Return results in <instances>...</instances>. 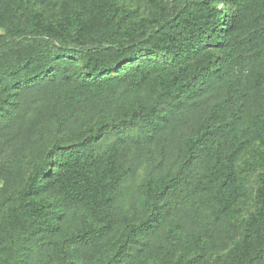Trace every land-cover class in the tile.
Instances as JSON below:
<instances>
[{
	"label": "trees",
	"instance_id": "obj_1",
	"mask_svg": "<svg viewBox=\"0 0 264 264\" xmlns=\"http://www.w3.org/2000/svg\"><path fill=\"white\" fill-rule=\"evenodd\" d=\"M147 6L0 0V264H264V0Z\"/></svg>",
	"mask_w": 264,
	"mask_h": 264
},
{
	"label": "rangeland",
	"instance_id": "obj_2",
	"mask_svg": "<svg viewBox=\"0 0 264 264\" xmlns=\"http://www.w3.org/2000/svg\"><path fill=\"white\" fill-rule=\"evenodd\" d=\"M147 1L148 0H124V8L127 11H130L139 16H145L148 10ZM252 178H251V187L253 188L254 180ZM0 186H1V182H0Z\"/></svg>",
	"mask_w": 264,
	"mask_h": 264
}]
</instances>
